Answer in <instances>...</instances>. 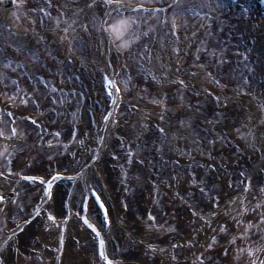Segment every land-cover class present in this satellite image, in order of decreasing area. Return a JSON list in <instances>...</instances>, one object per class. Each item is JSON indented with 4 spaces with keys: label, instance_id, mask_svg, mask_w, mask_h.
I'll return each instance as SVG.
<instances>
[{
    "label": "bare ground",
    "instance_id": "6f19581e",
    "mask_svg": "<svg viewBox=\"0 0 264 264\" xmlns=\"http://www.w3.org/2000/svg\"><path fill=\"white\" fill-rule=\"evenodd\" d=\"M85 1L0 0V104H5L0 110V222H10L0 232V264H104L96 240L77 218L86 206L92 218L100 219L93 191L108 207L115 233L113 255L125 264H245L239 254L242 246L261 250L256 262L264 264V124L255 128L264 116L257 109L264 107V16L258 2L212 0L202 17L194 6L181 15L177 11L178 36L164 37L162 49L184 65L187 57L177 55L180 46L175 43L183 38L181 46L193 57L190 70L181 66L174 74L183 89L176 91L174 108L169 107L171 113L180 109L179 117L167 119L170 128L163 124V135L154 122L162 124L166 115L158 111L148 116L151 126L146 123L147 132L139 137L133 133L141 121L134 122L133 115L120 121L122 127L127 124L124 135L118 128H97L91 116L100 105L90 97L103 96V68L124 69L135 83L129 90L137 95L149 89L151 82L137 60L145 39L133 36L124 55L106 24L100 34L78 30L80 22L72 15ZM102 1L110 9L128 7L118 0ZM194 1L204 5L203 0ZM179 2L168 0L173 9ZM19 6L22 12L13 15ZM46 9L53 18L61 17L60 26L56 18L48 22ZM104 17L108 20L110 11ZM69 56L75 60L67 63ZM85 66L94 67L90 77ZM196 66L208 70L210 80H199ZM208 82L221 86L218 99L209 96L208 90H216ZM170 86L175 90V84ZM245 100L258 106L252 110ZM153 102L161 108L158 98ZM8 108L19 116L18 135L10 145L4 141L14 132L7 129L12 123ZM28 115L40 123L45 120L43 126L29 122ZM28 144L35 148L31 158L22 153ZM16 153V159L11 157ZM207 158L214 167L204 165ZM77 162L76 169H67ZM27 167L36 168L28 172L43 179L50 176L46 169L60 173L52 199L42 194L41 182L20 180ZM38 201L44 211L35 218L31 215ZM24 219L31 223L18 233ZM256 229L257 235L243 233ZM80 242L85 251L77 249Z\"/></svg>",
    "mask_w": 264,
    "mask_h": 264
},
{
    "label": "rangeland",
    "instance_id": "374dc122",
    "mask_svg": "<svg viewBox=\"0 0 264 264\" xmlns=\"http://www.w3.org/2000/svg\"><path fill=\"white\" fill-rule=\"evenodd\" d=\"M123 2H125V4L127 5H132L134 3L137 2H145V3H159L162 1H167V0H121ZM182 3L185 0H181ZM100 1L98 0H89V1H85V5L81 6L80 8H78L77 10H75L73 12L72 17H75L76 19L79 20L80 22V27H78L77 29L81 31L84 30L86 33L91 32L92 30H94V32H96L97 34H99L100 32V28L102 25V18L104 15V12H106L107 10V6H104L102 4L99 3ZM204 5H206V0H203ZM204 5L201 4V8H205ZM179 3L175 6L176 9H178ZM176 9H174V12L176 11ZM200 10L198 11L199 14H201ZM22 12V8L19 6L16 8V13L20 14ZM79 12L77 14L76 17V13ZM47 15V19L50 21H53L54 18H56L58 21V25L60 26L61 24L59 22L62 21L61 17H54L51 15L50 11L48 9H46L45 11V16ZM172 16L173 15H169L168 19H163L162 15L159 14H152V15H145V14H138V13H134L131 15H117L114 19L111 25H114L115 27L112 28V30H114V34H115V38H116V42L118 43V46L121 48V50H131L130 48V43L132 42L133 39V35L135 33H141V36H143L146 40H145V44L143 45L144 51H139L138 54V61H139V66L141 67V71H143V74L145 76H147V78L149 79V81L151 82L149 85V89L145 92V93H140V94H135L134 91H130L129 87L131 85L132 87H135V83L131 82V79L129 77L124 78V86L126 87V92L129 96V98L132 100L133 103H130V105H128V107H126V109L124 110L123 114H122V124H123V120L126 119L128 120V118H130V115H133V119L134 122L136 121H143L146 122L147 120V116L150 115L151 113H156L159 108L156 106V104L153 102L154 99H159V101L161 102L160 106L161 109H163V111L165 112V114L169 115V118H176L179 117V111L178 113L176 109H172L174 110L175 113H168V100H172L175 99L176 96H173L172 93H170V91L166 88V84H158L157 82H155V80L157 78L163 77V78H167V79H171V69L174 68L175 71L178 69H180L181 66L187 67L189 68V70L191 69V66L193 65L192 62L190 61L192 54L188 49L183 48L182 45V38H180L178 40V44L177 47L180 46L179 52L177 53L178 56H186L187 60L184 62V65H178L177 63H175L176 60H178L179 58H175L173 61L171 58L169 59L167 57V54L165 53V51L162 49V39L166 36L165 33L172 35ZM122 20H127L126 24H121L120 21ZM64 23L65 21L67 22L66 19L63 20ZM80 28V29H79ZM54 31H56L55 29H53ZM51 31V32H54ZM122 31V34H120ZM73 34V31H72ZM67 35V34H66ZM68 37L70 35H67ZM163 36V37H162ZM166 38V37H165ZM94 39V38H93ZM168 39V38H166ZM159 41H161L159 43ZM127 42V43H126ZM176 42V41H175ZM162 49V50H161ZM122 50V51H123ZM136 52V51H135ZM133 58V57H132ZM193 58V57H192ZM58 59H62L58 58ZM57 59V60H58ZM171 60V61H170ZM182 61V60H181ZM59 62V60H58ZM177 62V61H176ZM172 68H171V67ZM174 66V67H173ZM203 67L201 66H196L197 69V76H200L199 79H206V77L208 76V70H205L204 68L202 70H199ZM82 70V68H80ZM182 69V68H181ZM174 78V77H173ZM78 83L80 84L79 80ZM178 83V82H177ZM130 84V85H129ZM135 96H133V94ZM160 94L163 95L164 97H162L160 99ZM137 95V96H136ZM87 98V95H86ZM179 98V97H178ZM164 103V104H163ZM246 103L249 105H252V108H256V106H258V104L251 102L249 100H246ZM258 108L260 109V106H258ZM162 111V113H163ZM138 113V114H136ZM135 115V116H134ZM27 120L30 122L29 120V115L27 116ZM74 120L72 121V128H73V124H74ZM259 122L264 123V118H262V120H260ZM9 124V123H8ZM142 124V123H141ZM164 124V123H163ZM126 126L127 124L120 128L121 134L124 135V132L126 131ZM143 126V125H142ZM10 128L9 125L7 127V129ZM141 128V127H139ZM18 130V129H17ZM17 130H15L13 132L12 135L8 136L6 139H4V141L9 142L10 144H15L14 139L16 140V137L18 135ZM119 134V135H121ZM133 134H137V131ZM13 137V140H12ZM15 137V138H14ZM245 141H247L248 137H244L243 138ZM22 153L25 155L24 157H28L31 158L34 153H35V148L34 146H32L31 144L26 145V148L22 150ZM18 156V154H15L13 157L14 159H16ZM77 164L79 165V163L77 162L76 164H73L75 166L72 167H67V169H76ZM205 165H207V163L205 162ZM47 165H41V168L46 167ZM38 167V168H40ZM12 169V168H10ZM37 170L36 168H31V167H27V168H22L23 171H29V170ZM18 176V173H17ZM35 198L32 199L31 204L34 202ZM236 216H233L230 220H234ZM10 224V222H0V232H2L1 234H3L4 232L7 231V227ZM118 229V227H116V230ZM149 230V229H148ZM154 232V230H153ZM247 232H254L252 235H257L258 234V230H251V231H244L243 233ZM260 232V231H259ZM245 239H243L244 241ZM249 246V244H248ZM81 244L77 247L78 250H83L84 249L80 248ZM241 250L239 252L240 256L242 257V260L244 261L245 264H257L256 262V256L261 252V250H254V251H249L248 249H246L247 247L242 246L240 247ZM91 251V250H90ZM247 260V261H246Z\"/></svg>",
    "mask_w": 264,
    "mask_h": 264
},
{
    "label": "snow or ice",
    "instance_id": "6c2138e0",
    "mask_svg": "<svg viewBox=\"0 0 264 264\" xmlns=\"http://www.w3.org/2000/svg\"><path fill=\"white\" fill-rule=\"evenodd\" d=\"M108 2L111 3V0H108ZM135 7H144V5H135ZM120 23H121L122 25H123V24H126V23H127V20H122V21H120ZM105 26H106V27H109V28H114V27H115L114 25H105ZM120 34H122V31H121ZM126 43H127V42H126ZM177 51H179V49H177ZM109 83H112V81H109ZM25 102H27V101H25ZM108 115L110 116L111 113H109ZM107 118H108V116H105V117H104V119H107ZM161 131L163 132L164 129L162 128ZM50 143H51V141H50ZM133 151H134V150H133ZM113 155H115V153H113ZM9 171H11V169H9ZM56 176L59 177V176H60V173H57ZM29 179H31V177H29ZM38 179H43V177H38ZM48 186H49V189H51V182H49V185H48ZM248 187H251V182H250V181H249ZM49 195H51V192H49ZM96 195L99 196V193H97ZM3 198H4L3 194L0 193V199H3ZM100 204L103 205L104 215L107 216V213H108V207H107V205L104 204L103 199L100 200ZM49 216L51 217V219H52L53 221H56V217H55L54 215H52L51 213H49ZM262 218H264V217H262ZM153 219H155V217H153ZM84 220H85V222L89 223V224L91 225L92 228L96 229L97 232L100 231V229L97 227L96 224H92L91 221H89V219H88L87 216H84ZM57 223H59V221H57ZM65 227H66V225H65ZM241 235H243V233H241ZM233 238H234V237H233ZM213 239L215 240L216 237H213ZM104 245H105V241H104L103 238H101V240H100V253H101V255H103V256L105 257V259H107L108 264H114V261H113L110 257H108V254H107V252L105 251ZM152 247H155V245H152ZM209 247H212V245L210 244ZM249 251H254V250H253V249H249ZM203 258H204V257H203V255L201 254V259H203Z\"/></svg>",
    "mask_w": 264,
    "mask_h": 264
}]
</instances>
